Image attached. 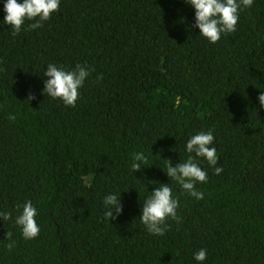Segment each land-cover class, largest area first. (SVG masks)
I'll return each instance as SVG.
<instances>
[{
  "label": "trees",
  "instance_id": "trees-1",
  "mask_svg": "<svg viewBox=\"0 0 264 264\" xmlns=\"http://www.w3.org/2000/svg\"><path fill=\"white\" fill-rule=\"evenodd\" d=\"M194 16L183 0H62L41 28L0 25V210L30 200L41 228L25 240L0 220V264H197L200 248L204 264H264V0L216 43ZM48 63L94 69L75 107L42 93ZM208 130L223 171L199 158L204 198L173 184L178 220L149 234L140 209L172 183L164 159H187ZM137 151L148 162L134 173ZM113 191L124 212L111 221Z\"/></svg>",
  "mask_w": 264,
  "mask_h": 264
},
{
  "label": "clouds",
  "instance_id": "clouds-1",
  "mask_svg": "<svg viewBox=\"0 0 264 264\" xmlns=\"http://www.w3.org/2000/svg\"><path fill=\"white\" fill-rule=\"evenodd\" d=\"M61 2L62 0H0L5 13L0 25H9L13 37L23 30L26 21H32L28 24V28L36 30L43 26L42 22L48 21L59 10ZM183 2L195 10L193 27L199 29V35L207 39L209 43H216L222 35L235 32L240 12L253 4V0H183ZM92 71L94 69L85 64L65 68L62 65L48 63L43 73L46 79L43 80L42 93L53 99H60L65 106L75 107L80 90ZM101 78L97 77L98 80ZM28 99H35V96L30 94ZM258 101L260 106L264 107V92L258 95ZM214 139L212 130L199 131L190 136L185 143L184 150L189 154L187 159L180 160L175 166L170 159H164L166 165L162 170L172 183L158 182V187L150 191L151 194L145 198L140 209V222L149 234L163 236L168 227L166 220H178L177 209L180 205L178 198L174 195L173 184H178L185 193L196 200L204 198V193L199 191L196 185L206 183L208 173L200 166L199 158L205 159L209 165L213 166L215 174L219 175L223 171L221 167L216 166L218 155ZM147 162L148 156L143 151L133 152L131 170L135 173L142 169V164L147 165ZM121 194V192L113 191L104 196L106 219L113 221L123 214L124 205ZM38 215L37 207L30 200L25 201L15 215L12 211L0 210V220L11 221L25 240L35 239L40 234ZM9 240L6 247L12 249L15 241L10 237ZM207 256V249L200 248L193 253V260L197 264H204Z\"/></svg>",
  "mask_w": 264,
  "mask_h": 264
}]
</instances>
